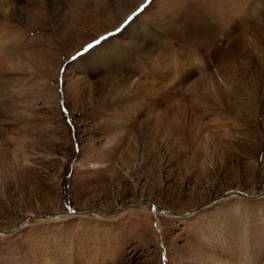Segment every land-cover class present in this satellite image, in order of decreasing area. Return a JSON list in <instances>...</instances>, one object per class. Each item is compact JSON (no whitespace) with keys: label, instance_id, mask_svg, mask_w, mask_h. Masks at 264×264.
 Wrapping results in <instances>:
<instances>
[{"label":"rangeland","instance_id":"obj_1","mask_svg":"<svg viewBox=\"0 0 264 264\" xmlns=\"http://www.w3.org/2000/svg\"><path fill=\"white\" fill-rule=\"evenodd\" d=\"M0 231V264H264V0H0Z\"/></svg>","mask_w":264,"mask_h":264},{"label":"water","instance_id":"obj_2","mask_svg":"<svg viewBox=\"0 0 264 264\" xmlns=\"http://www.w3.org/2000/svg\"><path fill=\"white\" fill-rule=\"evenodd\" d=\"M236 196H239V197H241V198H243V199H250V200H254L255 198L254 197H247V196H245V195H243V194H241V193H234ZM230 195V194H229ZM226 197V196H225ZM48 216L49 217H52L53 215L52 214H48ZM25 221V220H24ZM23 221V222H24ZM23 222H21V223H19L18 225H17V227H16V229H19L18 228V226L20 225V224H22ZM1 233H3V234H11V233H13V231H0Z\"/></svg>","mask_w":264,"mask_h":264},{"label":"bare ground","instance_id":"obj_3","mask_svg":"<svg viewBox=\"0 0 264 264\" xmlns=\"http://www.w3.org/2000/svg\"><path fill=\"white\" fill-rule=\"evenodd\" d=\"M177 30H178V29H177ZM177 30H176V32H177ZM173 33H174V34H173ZM173 33H172V34H173L174 36H175V35L180 36L178 33H175L174 31H173ZM198 47H199V46H198ZM135 70H136V69H135ZM123 72H124V71H123ZM124 73H126V72H124ZM130 74H131V73H130ZM133 74H134V73H133ZM123 77H124V76H123ZM124 79H125V77H124ZM128 81H129V78H126L125 80H122V81H121V84H122V83H123V84H126V83H128ZM123 84H122V85H123ZM118 85H120V82H118ZM62 215H64V214H62ZM65 216H66V215H65ZM72 216H74V215H72ZM76 216H77V215H76ZM29 217H31V216H29ZM59 217H62V216H60V215L57 216V217H56V216H55V217L53 216L52 218L56 219V218H59ZM52 218H51V219H52ZM47 219H50V218H47ZM22 226H24L23 223L20 224V225L18 226V228H21ZM0 234H3V233H0Z\"/></svg>","mask_w":264,"mask_h":264}]
</instances>
